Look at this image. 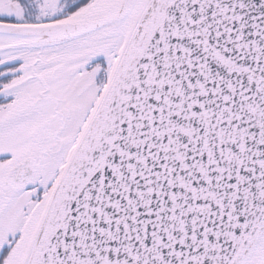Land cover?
Instances as JSON below:
<instances>
[{
  "label": "snow or ice",
  "instance_id": "obj_1",
  "mask_svg": "<svg viewBox=\"0 0 264 264\" xmlns=\"http://www.w3.org/2000/svg\"><path fill=\"white\" fill-rule=\"evenodd\" d=\"M0 264H264V0H0Z\"/></svg>",
  "mask_w": 264,
  "mask_h": 264
}]
</instances>
